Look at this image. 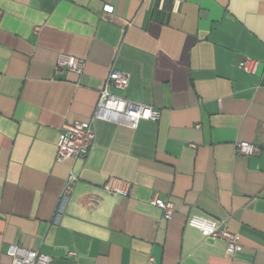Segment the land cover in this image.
Wrapping results in <instances>:
<instances>
[{
	"label": "crops",
	"instance_id": "obj_1",
	"mask_svg": "<svg viewBox=\"0 0 264 264\" xmlns=\"http://www.w3.org/2000/svg\"><path fill=\"white\" fill-rule=\"evenodd\" d=\"M244 57L264 60V0H0V264L11 244L54 264H264V85ZM111 68L129 84L110 92L158 121H97L89 156L58 163L61 125L90 118ZM153 197L174 204L169 221ZM190 216L224 220L242 251Z\"/></svg>",
	"mask_w": 264,
	"mask_h": 264
},
{
	"label": "built area",
	"instance_id": "obj_2",
	"mask_svg": "<svg viewBox=\"0 0 264 264\" xmlns=\"http://www.w3.org/2000/svg\"><path fill=\"white\" fill-rule=\"evenodd\" d=\"M59 67H64L71 72L81 75L84 61L73 56H60L57 62ZM237 68L247 74H255L259 69L261 82L264 85V60L260 61L250 57H244L237 61ZM129 75L116 68H111L105 79L104 86L99 91L98 101L94 111L87 121H75L63 123L60 127V136L56 143V161L66 163L70 160H85L95 143L94 123L107 122L126 128L137 129L140 121L147 119L157 122L160 116L159 109L142 103L133 102L117 96L110 89L124 90L128 87ZM194 147V145H191ZM256 147L252 143L238 142L235 144V152L239 156H251ZM77 174L73 169L69 170L63 192L60 196L61 204L73 192ZM103 190L111 195H127L129 185L117 179H109ZM150 204L162 211V218L169 221L175 211L171 201L153 197ZM187 225L197 229L203 237L219 239L226 245L229 254L242 251L241 237L230 231L224 220H214L203 216H190ZM7 255L11 258V264H54L51 257L38 251H31L18 244H11L7 249ZM72 255V253H69Z\"/></svg>",
	"mask_w": 264,
	"mask_h": 264
}]
</instances>
